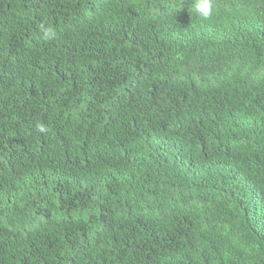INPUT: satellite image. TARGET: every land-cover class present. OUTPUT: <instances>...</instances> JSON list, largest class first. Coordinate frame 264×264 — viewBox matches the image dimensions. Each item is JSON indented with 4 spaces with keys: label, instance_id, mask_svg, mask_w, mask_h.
<instances>
[{
    "label": "trees",
    "instance_id": "obj_1",
    "mask_svg": "<svg viewBox=\"0 0 264 264\" xmlns=\"http://www.w3.org/2000/svg\"><path fill=\"white\" fill-rule=\"evenodd\" d=\"M190 5L0 0V264H264V0Z\"/></svg>",
    "mask_w": 264,
    "mask_h": 264
},
{
    "label": "clouds",
    "instance_id": "obj_2",
    "mask_svg": "<svg viewBox=\"0 0 264 264\" xmlns=\"http://www.w3.org/2000/svg\"><path fill=\"white\" fill-rule=\"evenodd\" d=\"M190 8L199 19L202 21H208L214 15L215 0H191ZM37 27L42 41L49 42L57 38V31L53 25L46 22H40ZM37 127L41 133L47 131L43 124H39Z\"/></svg>",
    "mask_w": 264,
    "mask_h": 264
}]
</instances>
